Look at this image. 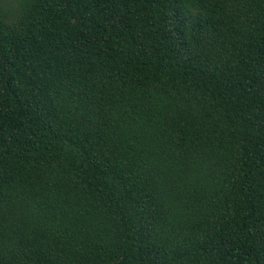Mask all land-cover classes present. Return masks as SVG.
Here are the masks:
<instances>
[{
    "label": "trees",
    "instance_id": "1",
    "mask_svg": "<svg viewBox=\"0 0 264 264\" xmlns=\"http://www.w3.org/2000/svg\"><path fill=\"white\" fill-rule=\"evenodd\" d=\"M0 264H264V0H0Z\"/></svg>",
    "mask_w": 264,
    "mask_h": 264
}]
</instances>
